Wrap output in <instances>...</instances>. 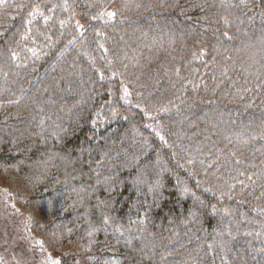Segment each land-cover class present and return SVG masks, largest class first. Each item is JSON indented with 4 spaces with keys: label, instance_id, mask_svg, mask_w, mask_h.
Returning <instances> with one entry per match:
<instances>
[{
    "label": "trees",
    "instance_id": "obj_1",
    "mask_svg": "<svg viewBox=\"0 0 264 264\" xmlns=\"http://www.w3.org/2000/svg\"><path fill=\"white\" fill-rule=\"evenodd\" d=\"M0 191L43 264H264V0H0Z\"/></svg>",
    "mask_w": 264,
    "mask_h": 264
},
{
    "label": "rangeland",
    "instance_id": "obj_2",
    "mask_svg": "<svg viewBox=\"0 0 264 264\" xmlns=\"http://www.w3.org/2000/svg\"><path fill=\"white\" fill-rule=\"evenodd\" d=\"M8 210L11 211L0 191V264H43L42 260L38 263L28 254V250L21 246L23 232L20 221L13 215L11 218Z\"/></svg>",
    "mask_w": 264,
    "mask_h": 264
},
{
    "label": "bare ground",
    "instance_id": "obj_3",
    "mask_svg": "<svg viewBox=\"0 0 264 264\" xmlns=\"http://www.w3.org/2000/svg\"><path fill=\"white\" fill-rule=\"evenodd\" d=\"M7 209H8V207H7ZM9 211V210H8Z\"/></svg>",
    "mask_w": 264,
    "mask_h": 264
}]
</instances>
